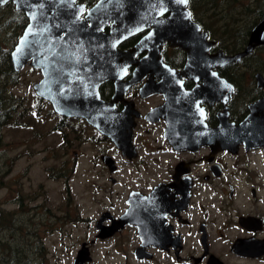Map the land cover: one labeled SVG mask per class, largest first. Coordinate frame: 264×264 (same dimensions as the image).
Returning <instances> with one entry per match:
<instances>
[{"label": "flooded vegetation", "instance_id": "af4514ba", "mask_svg": "<svg viewBox=\"0 0 264 264\" xmlns=\"http://www.w3.org/2000/svg\"><path fill=\"white\" fill-rule=\"evenodd\" d=\"M97 1H75L83 9L70 30L92 27L87 11ZM256 7L262 14L233 17L249 20L232 25L247 29L238 50H229L222 15L190 14L201 36L186 39L185 49L169 42L156 48L157 39L152 47H137L149 25L98 52L103 55L72 64L71 71L42 73L30 62L18 72L12 69L17 82L24 68L37 76L29 91L48 108L28 110L26 116L54 120L39 136H59L50 177L65 185L70 198L67 184L82 172L99 183L94 193L101 199L95 217L81 219L87 240L71 241L68 249L60 241L70 239L69 231L80 221L77 208H65L62 222L45 224L46 231H59L60 250L48 256L40 244L23 264H96L100 251L103 259L114 255L122 264H264V144L251 141L253 134L264 133V44L237 63L218 59L245 48L264 18V0H252L251 11ZM22 15L12 48L28 25ZM12 23L17 25L15 18ZM115 26L95 27L104 36ZM43 79V93L60 102V111L35 94L33 85ZM24 210L30 219L39 215L35 223L24 222L25 229L42 224L40 208ZM49 217L45 214L47 222ZM10 227L16 232L15 225ZM14 252L0 264H19L10 258ZM61 255L68 257L63 261Z\"/></svg>", "mask_w": 264, "mask_h": 264}, {"label": "water", "instance_id": "95a60500", "mask_svg": "<svg viewBox=\"0 0 264 264\" xmlns=\"http://www.w3.org/2000/svg\"><path fill=\"white\" fill-rule=\"evenodd\" d=\"M75 1L0 0V7L9 3L28 20V25L10 52L13 71H20L27 62L42 73L71 71L72 64L75 66L85 62L89 57L91 60L93 56L103 55L98 52L105 48H114L124 37L143 31L149 25L152 28L137 45L139 48L152 47L153 40L157 39L156 48H159L162 42H169L170 45L185 49L188 47L186 39L195 40L201 36L190 20V12L184 0H98L87 11V18L92 27L83 31L69 28V23L79 21L78 17L83 9V6L77 5ZM162 15L169 17L159 19ZM109 22L116 26L109 34L101 35L100 28L95 26L98 24L105 26ZM63 25L65 34L60 39L58 35ZM259 44H264V18L252 29L247 45L241 52L223 57L220 54L218 59L224 65L237 63ZM156 55L158 56L157 50ZM43 85H46L44 79L33 85V90L37 96L48 98L43 93ZM50 103L54 111H60V102L50 99ZM85 119L98 128L94 124V119L90 117ZM261 124L264 126V120ZM253 135L252 143L264 144L263 132Z\"/></svg>", "mask_w": 264, "mask_h": 264}, {"label": "rangeland", "instance_id": "374dc122", "mask_svg": "<svg viewBox=\"0 0 264 264\" xmlns=\"http://www.w3.org/2000/svg\"><path fill=\"white\" fill-rule=\"evenodd\" d=\"M7 6V5H6ZM9 7V5H8ZM7 8L0 9V15L6 14ZM5 18V17H4ZM11 21V16H8ZM13 21V20H12ZM9 23L8 30L0 33V38L8 35H15L18 29ZM8 34L6 35V33ZM20 33V31L18 32ZM16 39V38H15ZM15 41V40H14ZM9 46V41L8 44ZM12 49V45L10 47ZM37 79V76L28 74L27 69L21 71L20 80L17 86L11 91L12 95L25 98L23 124L25 127H8L1 130L0 144V262L5 259L8 261V256L15 250L10 258H14V263L23 264L27 258H30V251L33 248L40 249V244L49 252L57 249L60 250V233L59 231H46L45 224H50L53 221L62 222L60 217L63 216L65 208H77L79 224L69 231L64 227V233H71L70 239H61L64 246L71 244V241H76L78 244L81 240H87L88 231L85 229L86 224H81V219L86 220L95 217V212L100 207L101 199L95 195V187L99 183H92L87 180L88 175L79 173L76 180H71L67 184L70 198L65 192V185L58 180L50 177L49 169L55 168V160L51 158L55 155V149L59 142V136L55 133L50 135L46 140L40 134L50 130L54 124V120L43 119L42 117L32 118L30 114L26 116L28 110L45 111L48 108L33 99L30 93V84ZM66 132V131H64ZM58 155V153H56ZM87 163V158L79 162L82 168ZM92 176V174H89ZM97 198V199H96ZM69 199V200H68ZM17 203H21V208L17 207ZM28 207L40 208L42 222L41 225H30L29 228H24L23 223L30 221L35 223L38 221L39 215L34 219H30L28 214L24 213V209ZM21 210H19V209ZM16 214L14 215V213ZM48 215V222L45 218ZM75 214L74 210L70 216ZM92 217V218H93ZM54 218V219H53ZM14 220L15 224H14ZM15 225V236L10 231L11 226ZM46 231V232H45ZM43 236L42 240L39 237ZM40 240V241H39ZM38 241V242H37ZM37 243V244H34ZM77 245H74L75 249ZM70 251L69 257L71 256ZM101 252L97 253L96 264H122L117 256L110 255V260L103 259ZM24 256L26 258L24 259ZM63 261L67 259V255H61ZM104 260V261H103ZM51 260L48 258L47 262ZM136 264V263H133Z\"/></svg>", "mask_w": 264, "mask_h": 264}, {"label": "trees", "instance_id": "16d2710c", "mask_svg": "<svg viewBox=\"0 0 264 264\" xmlns=\"http://www.w3.org/2000/svg\"><path fill=\"white\" fill-rule=\"evenodd\" d=\"M8 5L3 8H7ZM251 7L252 0H187V8L191 15L218 14L224 17L225 39H230L231 41L229 50H238L239 41L242 44L245 41L247 33L245 27H239V29L234 30L232 25L236 22L241 25L249 24V20L243 19L237 21L233 17L241 15L248 16L251 13L262 14L260 7H256L254 12L251 11ZM8 9L6 14L0 15V33L8 30L9 23L11 24L14 18L19 27L15 25V29H18L15 35L0 38V144L2 129L17 126L25 127L22 118L25 99L24 97H17L11 93L14 89L13 87L17 86V80L10 63V47L11 45L13 46L15 38L21 30L20 20L23 15L22 13L14 11L11 5H9ZM9 14L12 18L11 21L8 18ZM8 41L9 46L7 45ZM225 51L226 53L229 52L228 50ZM20 113L22 114L20 115Z\"/></svg>", "mask_w": 264, "mask_h": 264}, {"label": "snow or ice", "instance_id": "6c2138e0", "mask_svg": "<svg viewBox=\"0 0 264 264\" xmlns=\"http://www.w3.org/2000/svg\"><path fill=\"white\" fill-rule=\"evenodd\" d=\"M185 3H187V0H184Z\"/></svg>", "mask_w": 264, "mask_h": 264}]
</instances>
